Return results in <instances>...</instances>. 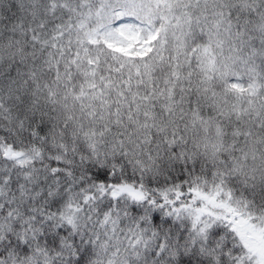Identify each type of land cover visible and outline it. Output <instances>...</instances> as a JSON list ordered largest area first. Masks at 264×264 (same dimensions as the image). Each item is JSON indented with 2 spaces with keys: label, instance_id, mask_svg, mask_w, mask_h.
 Listing matches in <instances>:
<instances>
[{
  "label": "snow or ice",
  "instance_id": "1",
  "mask_svg": "<svg viewBox=\"0 0 264 264\" xmlns=\"http://www.w3.org/2000/svg\"><path fill=\"white\" fill-rule=\"evenodd\" d=\"M0 264H264V0H0Z\"/></svg>",
  "mask_w": 264,
  "mask_h": 264
}]
</instances>
